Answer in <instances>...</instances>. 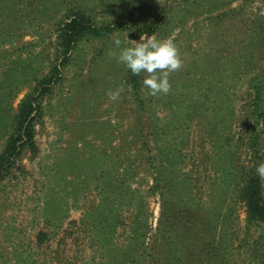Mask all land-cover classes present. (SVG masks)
<instances>
[{
  "label": "rangeland",
  "instance_id": "obj_1",
  "mask_svg": "<svg viewBox=\"0 0 264 264\" xmlns=\"http://www.w3.org/2000/svg\"><path fill=\"white\" fill-rule=\"evenodd\" d=\"M76 13L124 27L65 54ZM142 33L179 50L167 94L117 60L114 40ZM258 75L264 0H0V160L36 98L0 175V264H263L264 224L246 222L237 185L264 160Z\"/></svg>",
  "mask_w": 264,
  "mask_h": 264
},
{
  "label": "trees",
  "instance_id": "obj_2",
  "mask_svg": "<svg viewBox=\"0 0 264 264\" xmlns=\"http://www.w3.org/2000/svg\"><path fill=\"white\" fill-rule=\"evenodd\" d=\"M153 26V23L150 24V27ZM124 27V23L122 22H113L112 24H105L102 26H97L93 23V21L86 16L83 13H76L72 15L70 18H67L60 26L59 28V39L61 40V45L63 47V51L65 54L72 50L78 41L85 37L88 34L96 35V36H102L109 32H112L116 29H120ZM146 29V28H144ZM55 76H51L46 78L43 82L40 84L41 88V94H43L45 91H48L50 89V84L53 83L55 80ZM258 82L256 85H261L264 81V75H258ZM255 92H257V98L255 99V103L252 106V114H257L258 116H261L264 118V100L262 98V92L259 86L255 88ZM34 99H29V101L25 102L21 108V116L19 117V121L17 124V134L14 138H12L10 142V146L8 147V153L3 159L0 160V175L4 172V170L8 169L9 166L12 164V158L16 153L19 151V148L21 146H17L20 141H30L32 138L31 135V126H32V118H30V115L32 112L36 109L34 105ZM256 115V116H257ZM255 131L256 129L253 128ZM255 134V132H253ZM253 138H251V147L259 145V139L257 136L253 135ZM253 140V143H252ZM257 155H259V151H255ZM259 158V161H258ZM264 163V160L262 158V155L256 156V159L253 161L252 167L250 168V171L246 173L245 176L237 175V177H240V181L237 182V185L240 186L242 183V186H240L239 189V199L244 202L247 208V216H246V222L248 224H264V199L262 196V180L259 178V176L256 174V167L257 165ZM232 181V178H230ZM167 201H165V206ZM169 207V208H168ZM172 207V206H171ZM170 206H167V212L172 215L171 213L173 210H171ZM169 214H164L165 217H168ZM166 223L170 222V218L165 221ZM217 255V258L221 256L218 252L215 253ZM124 261V260H123ZM207 261V260H206ZM123 263V262H122ZM210 264V263H209ZM264 264V262H263Z\"/></svg>",
  "mask_w": 264,
  "mask_h": 264
},
{
  "label": "clouds",
  "instance_id": "obj_3",
  "mask_svg": "<svg viewBox=\"0 0 264 264\" xmlns=\"http://www.w3.org/2000/svg\"><path fill=\"white\" fill-rule=\"evenodd\" d=\"M114 43L120 49L118 62L124 64L133 74H150L143 80L150 95L167 94L170 91L168 76L182 66L179 50L171 39L162 40L142 33L140 40L133 46L121 47L122 41L119 38ZM117 95L118 93L112 94V98L115 99ZM256 174L264 180V163L257 165Z\"/></svg>",
  "mask_w": 264,
  "mask_h": 264
}]
</instances>
